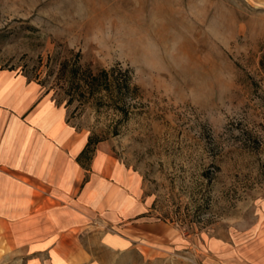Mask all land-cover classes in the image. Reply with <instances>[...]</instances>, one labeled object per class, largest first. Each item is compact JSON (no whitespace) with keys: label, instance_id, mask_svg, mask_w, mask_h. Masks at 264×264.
<instances>
[{"label":"rangeland","instance_id":"obj_1","mask_svg":"<svg viewBox=\"0 0 264 264\" xmlns=\"http://www.w3.org/2000/svg\"><path fill=\"white\" fill-rule=\"evenodd\" d=\"M0 67L100 140L90 215L147 264H264V0H0Z\"/></svg>","mask_w":264,"mask_h":264},{"label":"crops","instance_id":"obj_2","mask_svg":"<svg viewBox=\"0 0 264 264\" xmlns=\"http://www.w3.org/2000/svg\"><path fill=\"white\" fill-rule=\"evenodd\" d=\"M87 143L69 124L66 107L37 80L0 67V264L154 258L141 248L147 234L131 222L91 217L96 184L113 173L83 166ZM260 229L264 242V222Z\"/></svg>","mask_w":264,"mask_h":264},{"label":"trees","instance_id":"obj_3","mask_svg":"<svg viewBox=\"0 0 264 264\" xmlns=\"http://www.w3.org/2000/svg\"><path fill=\"white\" fill-rule=\"evenodd\" d=\"M99 141H100V140H99ZM99 141H98V142H99ZM98 142L93 141L92 137L89 138L88 143H87V146H86V148H85L84 151H83V154L87 152V149H88L89 147H91L92 144H94V143H98Z\"/></svg>","mask_w":264,"mask_h":264}]
</instances>
